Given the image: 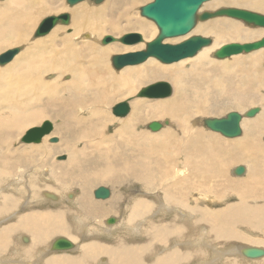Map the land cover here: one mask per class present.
<instances>
[{
	"label": "bare ground",
	"instance_id": "1",
	"mask_svg": "<svg viewBox=\"0 0 264 264\" xmlns=\"http://www.w3.org/2000/svg\"><path fill=\"white\" fill-rule=\"evenodd\" d=\"M84 1L0 0V55L19 50L0 64V264H264V256L242 255L245 247L264 249V165L253 172L264 164V59L257 60L264 48L230 62L213 57L262 33L216 36L230 26L216 30L227 19L212 18L197 22L193 33L211 42L194 56L116 69L113 56L145 49L158 28L135 9L141 0ZM229 1L264 10V0ZM218 2H204L199 13ZM65 11L67 24L34 35L42 15ZM131 32L142 41L101 42ZM162 80L172 87L168 98L141 96ZM241 93L244 111L229 99ZM121 102L129 111L118 116L112 108ZM230 112L242 116L238 137L223 139L204 125ZM153 121L158 130L149 129ZM44 122L51 130L38 143L22 141ZM229 163L236 164L230 172ZM102 185L109 196L93 200ZM58 235L73 248L50 251ZM109 238L115 245L104 243Z\"/></svg>",
	"mask_w": 264,
	"mask_h": 264
},
{
	"label": "water",
	"instance_id": "2",
	"mask_svg": "<svg viewBox=\"0 0 264 264\" xmlns=\"http://www.w3.org/2000/svg\"><path fill=\"white\" fill-rule=\"evenodd\" d=\"M67 4L74 5L84 0H66ZM101 2L103 0H94ZM209 0H152L150 3L140 8V15L153 21L158 28L157 36L146 43L143 50L129 52L123 55H115L111 58L114 68L121 69L124 66L136 65L147 58L152 57L163 64L177 62L183 58L194 56L203 46L209 45L211 39L203 36H190L178 43L165 42L169 38L183 37L189 34L198 21H206L215 17H228L241 21L246 25L264 28V14L239 8H220L213 12L198 13L199 8L204 2ZM69 20L68 13L58 15H50L43 18L38 24L35 36H44L55 26L56 23L67 24ZM118 40L124 44H135L142 41L139 33H127L119 39L112 36H104L101 40L102 44H107ZM264 48V36L258 40L245 43H228L222 45L214 51L213 57L216 59H225L241 53H250ZM18 48H13L3 52L0 55V64L8 63L18 52ZM141 96L149 98H165L170 94V85L166 82H159L144 88L140 92ZM113 113L118 116L126 115L129 106L126 102L116 104ZM257 113L256 108L247 111L248 116ZM242 116L238 112H230L224 118L209 119L205 121V126L213 132H218L224 137L234 138L241 133L240 121ZM160 124L151 122L149 129L158 130ZM51 130V124L44 122L40 127L33 128L25 133L22 141L25 143H38L42 136ZM52 142L56 138L51 139ZM109 189L99 186L93 191L96 199H105L109 196ZM113 218H109L107 223H113ZM26 241V239L24 240ZM73 248V243L66 237H57L50 245V251L62 252ZM242 255L248 259H255L264 256V249L256 247H245Z\"/></svg>",
	"mask_w": 264,
	"mask_h": 264
},
{
	"label": "rangeland",
	"instance_id": "3",
	"mask_svg": "<svg viewBox=\"0 0 264 264\" xmlns=\"http://www.w3.org/2000/svg\"><path fill=\"white\" fill-rule=\"evenodd\" d=\"M143 1V2H142ZM152 0H141L140 1V3H136L135 5H134V7H135V9H137V7L139 6V7H141V6H144V5H146V4H148V3H150ZM209 1H211V0H209ZM85 2H88V1H83L82 2V4H84ZM224 2H231V1H229V0H219V2L217 3V5L215 6V7H213V8H206V6L204 5L203 6V8L201 9V11H200V13L201 12H213V11H216L217 9H220V8H229V7H231V8H239V9H245V10H249V11H253V12H256V13H258L259 12V14H264V10H259V9H255V8H251V7H249V6H244V5H241V4H238V2H231V4L229 5V4H225V5H220V6H218V4H220V3H224ZM2 3V2H1ZM3 3H4V1H3ZM81 3V2H80ZM121 3H124V2H121ZM236 3H237V5H236ZM2 4H0V6H1ZM228 5V6H227ZM106 6H108V4L106 5ZM218 6V7H217ZM139 9L140 8H138V12H140L139 11ZM89 10H91V9H89ZM66 12V11H65ZM66 13H68L69 15H70V13H69V11H67ZM50 15H56L55 13L53 14V13H49V14H44V15H42L41 17H40V21L44 18V17H46V16H50ZM139 15H140V13H139ZM215 18H219V17H215ZM214 18V19H215ZM221 18V17H220ZM222 18H224V19H227V20H230V21H232V22H235V23H237L239 26H241L242 28H245L246 30H249V31H253V32H257V33H259V32H261L262 34H261V36H259V37H257V38H254L253 40H250V41H242V43H245V42H252V41H255V40H258V39H260L261 37H263L264 36V28H261V27H253V26H249V25H246L245 23H243V22H241V21H238V20H234V19H231V18H226L225 16H223ZM143 19H146V18H144L143 17ZM212 19V18H211ZM211 19H208L209 21L211 20ZM148 21H150L149 19H147ZM207 20V21H208ZM150 22H152V21H150ZM200 21H198V23H199ZM204 22V21H203ZM153 23V22H152ZM197 23V24H198ZM196 24V25H197ZM61 25V24H60ZM195 28H196V26H195ZM194 28V29H195ZM194 29H193V31H191L190 33H189V36H192V35H198V36H202L201 34H196V33H193L194 32ZM252 29V30H251ZM257 30V31H256ZM132 33V32H131ZM85 34H87V33H83V34H81V36H83V35H85ZM124 34H127V33H124ZM124 34H122V35H120L119 36V38L121 37V36H123ZM158 34V33H157ZM109 36H112V37H114V38H116V36L114 35V34H108ZM104 36H107V35H104ZM103 36V37H104ZM157 36V35H156ZM203 37H208V36H203ZM176 38H178V40H176ZM176 38H172V39H167V42L168 43H178V42H180L181 41V39L183 40L184 39V36H183V38L182 37H176ZM210 38V37H209ZM118 39V38H117ZM180 39V40H179ZM170 40V41H169ZM175 40V41H174ZM110 43H120V42H118V40H115V41H113V42H110ZM110 43H107V44H110ZM236 43H241L240 41H238V42H236ZM127 45V44H126ZM104 46V45H103ZM258 51V50H257ZM128 52H132V51H128ZM253 52H256V51H252V52H250V53H241V55L240 54H238V55H234V56H231V57H228V58H225V59H223V60H229V62L232 60V59H230V58H235V57H238V56H247V55H250L251 53H253ZM126 53V52H125ZM245 54H247V55H245ZM212 55V54H211ZM211 57V56H210ZM213 58V57H212ZM14 59V57L11 59V61ZM154 59V58H153ZM215 59V58H214ZM155 60V62H157V63H160L158 60H156V59H154ZM215 60H219L220 61V59H215ZM222 60V59H221ZM11 61H9L7 64H9ZM178 62V61H177ZM177 62H174V63H170V64H163V63H160L161 65H163V66H171L172 64H176ZM257 61H254L252 58L250 59V62H249V64H252V65H255V63H256ZM263 64H261V66H260V68H259V70H258V72L259 73H261L262 71H264V61L262 62ZM159 82H166V83H168L169 85H170V83L168 82V81H164V80H162V81H159ZM159 82H155V83H159ZM155 83H153V84H155ZM152 85V84H151ZM150 86V85H149ZM171 90H172V87H171V85H170V94H171ZM264 92V91H263ZM169 94V95H170ZM230 94H232V93H230ZM254 95L256 96V97H258L259 95H258V93L257 92H254ZM244 97H247V94L246 93H241L240 94V97H233L232 95H230V97H229V99H230V101H232L234 104H236V105H239L241 108H242V111H244V110H246L247 109V107H246V104L243 102V98ZM148 98V97H147ZM166 98H168V96L167 97H165V98H157V99H166ZM122 99H120V100H118V101H121ZM112 105V104H111ZM241 111V112H242ZM107 113L108 114H110V112L109 111H107ZM224 113H220V114H216V115H214V116H218V115H223ZM254 117V116H253ZM252 117V118H253ZM247 118H244L243 119V121H242V123H241V126H243V123H244V121L246 120ZM164 121L165 120H163L162 121V124L163 125H165V123H164ZM166 122V121H165ZM168 125V124H167ZM166 125V126H167ZM198 128H201L203 125L201 124V122H199V124L198 125H196ZM143 127V126H142ZM249 127H254V124L253 123H250L249 124ZM148 128V127H147ZM203 128V127H202ZM203 129H205L206 131H208V129H206V128H203ZM111 130V131H110ZM113 128L110 126L109 127V131H110V133H112L113 131ZM149 130V129H148ZM210 131V130H209ZM213 131H210V133H212ZM212 134H217L218 136H220L221 138H223V139H226V138H224L222 135H220L219 133H216V132H213ZM45 135V134H44ZM43 135V136H44ZM42 136V137H43ZM219 154V153H218ZM224 153H221V155H223ZM54 155H56V154H54ZM58 156H57V159L56 158H54V160L55 161H58V160H63V157H61V155L62 154H57ZM223 157H225V158H227V155L225 154V155H223ZM59 158V159H58ZM234 165H236V164H230L229 163V165L227 166V168H228V171L230 172L231 171V169H232V167L234 166ZM263 165L264 164H260V165H258L256 168H255V170L253 171V172H256V173H259V171L262 169V167H263ZM238 175H230V177L231 178H236ZM249 177H251V174H249V175H246V173L245 174H243V176H242V178L243 179H247V178H249ZM233 178V179H234ZM238 178H241V177H238ZM103 186V185H102ZM104 187V186H103ZM108 187H110V185L108 186ZM98 188V187H97ZM107 188V187H106ZM111 188V187H110ZM127 188H130V189H136V187L135 186H131V187H128L127 186ZM96 189V188H95ZM126 189V188H125ZM70 193H72V192H70ZM94 196H93V192H92V196H91V198L93 199V200H95V201H100V200H106V199H95V198H93ZM125 197V196H124ZM67 199H69V201L71 200V196H69V197H67ZM228 201H231V202H233L234 200L233 199H229ZM66 204H68V202H65ZM49 204H53L52 202H50L49 201ZM46 206V205H45ZM104 208L106 209L107 208V205H104ZM111 214V215H110ZM109 214V216L110 217H115L113 214L114 213H110ZM108 225H111V224H108ZM244 233V232H243ZM115 234H117L116 232H115ZM246 234V233H245ZM246 235H248V234H246ZM249 236V235H248ZM57 237H65V236H62V235H58V236H54V237H52L49 241H51V240H53V239H55V238H57ZM250 237V239H252L251 240V243H257L258 241H259V239L258 238H256V237H252V236H249ZM67 238H69L70 239V237H67ZM140 238H138L137 240H139ZM49 243V242H48ZM107 246H112V245H115V243L113 242V240H111L110 238L108 239V240H106L105 242H104ZM255 246V245H254ZM256 246H260V245H256ZM230 247H232V246H229V248ZM260 247H263V246H260ZM44 250V249H43ZM241 264H246L245 262H241Z\"/></svg>",
	"mask_w": 264,
	"mask_h": 264
},
{
	"label": "crops",
	"instance_id": "4",
	"mask_svg": "<svg viewBox=\"0 0 264 264\" xmlns=\"http://www.w3.org/2000/svg\"><path fill=\"white\" fill-rule=\"evenodd\" d=\"M213 8V7H211ZM199 13V11H198ZM234 22L230 21V20H227L226 24H220L218 26H215V29H220V28H226L227 24L230 26V29L228 30L229 32L228 33H225L226 31L224 32H221V33H217L216 36H221V35H230V34H235L237 36H243L244 35V31L242 30V27L241 26H234L233 25ZM197 26V25H195ZM195 28V27H194ZM193 28V29H194ZM209 37V36H208ZM264 59V54L261 55L260 59H257L258 61L262 62ZM256 60V59H255ZM230 69H226L224 71H229Z\"/></svg>",
	"mask_w": 264,
	"mask_h": 264
}]
</instances>
